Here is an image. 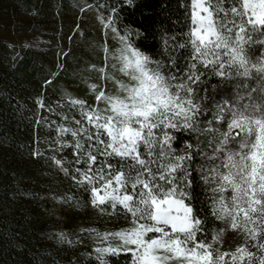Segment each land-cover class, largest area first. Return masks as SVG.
<instances>
[{
  "label": "snow or ice",
  "instance_id": "6c2138e0",
  "mask_svg": "<svg viewBox=\"0 0 264 264\" xmlns=\"http://www.w3.org/2000/svg\"><path fill=\"white\" fill-rule=\"evenodd\" d=\"M133 3L116 0L97 13L102 61L86 69L96 73L87 84L92 103L64 93L80 119L59 113L47 158L86 194L83 205L80 196L54 199L107 218L104 231L78 230L92 247L81 255L94 264H120L122 252L124 264H264V0H182V30L156 33L154 53L136 46L134 37L146 38L138 30L118 23L119 5ZM92 7L85 0L81 11ZM65 150L71 159L55 154ZM198 186L212 192L203 215ZM49 238L83 243L62 230Z\"/></svg>",
  "mask_w": 264,
  "mask_h": 264
},
{
  "label": "trees",
  "instance_id": "16d2710c",
  "mask_svg": "<svg viewBox=\"0 0 264 264\" xmlns=\"http://www.w3.org/2000/svg\"><path fill=\"white\" fill-rule=\"evenodd\" d=\"M84 2L0 0V23H5L3 26L11 33L38 39L36 44L25 46L0 40V264H70L73 259L75 264H94L81 255L92 247L87 235L78 230L91 226L104 231L107 218L98 216L91 207L77 208L54 199L80 196L83 205L86 194L47 159L53 154L50 146L56 137V124L61 122L59 113L67 114L70 120L80 119L79 109L69 106L64 93L92 103L87 84L95 82L96 73L86 69L89 63L102 61L94 47V40L101 36L96 15L116 0H87L93 7L82 12ZM183 2L190 5L191 0ZM181 3L182 0H134L131 6L121 4L118 23L121 28L128 25L138 30L146 38L134 37L136 46L154 53L156 33L163 35L161 29L168 34L182 30L185 10ZM109 43L118 47L111 38ZM57 64L61 67L57 68ZM81 77L86 79L82 81ZM37 97L43 98L44 108L38 106ZM48 105L55 111H48ZM180 136L186 137L187 133H178ZM35 148L41 150L40 158L31 155ZM55 154L69 159L72 156L67 150ZM194 196L203 215L212 192L198 186ZM61 230L69 234V239L79 236L83 243L68 247L49 238L50 233ZM240 240L239 234L234 239L229 237L223 248L234 249ZM128 255L120 253V264Z\"/></svg>",
  "mask_w": 264,
  "mask_h": 264
},
{
  "label": "rangeland",
  "instance_id": "374dc122",
  "mask_svg": "<svg viewBox=\"0 0 264 264\" xmlns=\"http://www.w3.org/2000/svg\"><path fill=\"white\" fill-rule=\"evenodd\" d=\"M6 19L5 17L1 18ZM5 23H0V40L9 44H16L18 46H25L29 44H36L37 37L33 35H20V34H14L11 33L8 28L4 27ZM249 82L251 83V86L255 88L257 86V82L255 80L249 79ZM80 92V90H79ZM210 166V165H209ZM226 192L230 195V190L226 189Z\"/></svg>",
  "mask_w": 264,
  "mask_h": 264
}]
</instances>
